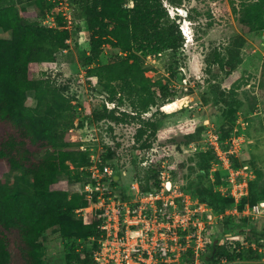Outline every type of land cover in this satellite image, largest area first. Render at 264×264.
Here are the masks:
<instances>
[{"label":"rangeland","instance_id":"1","mask_svg":"<svg viewBox=\"0 0 264 264\" xmlns=\"http://www.w3.org/2000/svg\"><path fill=\"white\" fill-rule=\"evenodd\" d=\"M164 2L172 16L180 13L170 0ZM15 4L30 22L40 23V17H48L61 29L69 25L64 12L71 15L69 47L57 53L54 63L38 65L34 77L52 79L72 100L78 122L73 131L76 141L83 139L97 153L112 152L110 159L123 184L136 174L144 180L150 173L148 166L159 168L165 162L182 192L207 202L216 215L236 205L230 193L233 168L243 171L248 183V194L239 208L264 200V30L255 22L257 13H264V0H183L181 7L192 17L185 19L182 14L181 24L189 40L183 32V47L167 50L155 60L146 58L147 76L157 83L158 92L165 86V94L142 115L133 111L126 95L106 91L86 64L92 43L82 0H15ZM128 4L131 6L132 0ZM11 36V31L0 28V37ZM122 58L119 49L105 39L102 61ZM174 99L185 103L168 112L167 103ZM26 103L37 104L34 90L28 91ZM104 103L121 116L127 111L136 117L111 120ZM92 126L98 132L95 141L89 139ZM139 135V142L152 145L147 153L155 158L152 165L151 161L148 166L136 161L134 144ZM220 149L228 151L229 166ZM45 155L43 151L41 156ZM80 171L71 168L61 174L69 198L75 193ZM2 181L22 190L32 189L34 182L33 175L23 169L4 172ZM74 215L82 217L80 212ZM209 229L205 264H264V212L255 217L214 220ZM231 234L244 235L248 244L241 251L218 248V242L228 245ZM41 242L43 264H69L73 249L59 226L49 227Z\"/></svg>","mask_w":264,"mask_h":264},{"label":"trees","instance_id":"2","mask_svg":"<svg viewBox=\"0 0 264 264\" xmlns=\"http://www.w3.org/2000/svg\"><path fill=\"white\" fill-rule=\"evenodd\" d=\"M82 1L92 43L86 64L106 91L126 95L133 111L142 115L158 105L160 96L165 94V86L158 92L157 83L147 76L146 58L184 46V16H172L164 0H132L131 6L129 0ZM170 2L178 8L183 0ZM188 17L191 13L185 19ZM255 22L258 29L264 30L263 12L257 13ZM0 28L12 32L11 37H0V264H43L41 236L51 226H59L68 240L73 249L69 264H74L82 260L77 239L100 236L102 214L90 206L83 193L75 191L69 198L61 174L76 168L81 170L76 182L84 179L87 171L81 167L91 163L90 150L80 149V143L70 134L78 125L72 100L52 79L34 77L38 65L54 63L57 53L69 47V29L30 22L15 0H0ZM105 39L124 58L103 62L101 47ZM30 90L35 91V106L26 103ZM103 109L114 121L136 117L127 111L121 116L106 103ZM140 138L139 135L135 139L134 153L138 148H152L151 143L139 142ZM43 151L47 155L41 156ZM111 154L107 152L106 157L111 158ZM147 168L150 173L144 180L136 173L134 178L144 189L149 188L150 179L158 181L160 173V168ZM11 169L31 173L32 189L5 184L2 176ZM80 207H85L82 217H75L74 212ZM227 246L218 242V248L224 251Z\"/></svg>","mask_w":264,"mask_h":264},{"label":"built area","instance_id":"3","mask_svg":"<svg viewBox=\"0 0 264 264\" xmlns=\"http://www.w3.org/2000/svg\"><path fill=\"white\" fill-rule=\"evenodd\" d=\"M64 15L69 22L65 27L69 28L73 22L71 15L66 12ZM39 20L43 25L54 26L48 17ZM156 57L150 54L147 59L155 60ZM91 131L89 139L97 140V128L92 126ZM72 139L77 140L74 132ZM76 142L80 143V149L90 150L91 163L81 167L86 169L87 175L75 183V191L83 193L90 206L101 212L102 221L100 236L77 239L82 260L74 264H205L209 227L214 220L255 217L264 212L263 200L253 204L247 202L243 209L239 208V203L248 194L246 175L239 169L230 168V193L236 201L235 207L214 215L207 202L182 192L172 168L165 162L159 167L158 181L150 179L149 188L144 189L134 178L123 184L112 160L106 157L107 151L97 153L83 139ZM219 148L216 143V149ZM220 151L223 162L229 166L228 151ZM147 153L149 150L146 149L135 150L141 165L148 166L149 161L151 165L154 163V156ZM84 209L80 207L77 212ZM261 240L264 242V238ZM227 242L237 251L248 244L242 234L229 235ZM253 246L257 248L255 244ZM258 249L263 250L261 246Z\"/></svg>","mask_w":264,"mask_h":264},{"label":"bare ground","instance_id":"4","mask_svg":"<svg viewBox=\"0 0 264 264\" xmlns=\"http://www.w3.org/2000/svg\"><path fill=\"white\" fill-rule=\"evenodd\" d=\"M178 9L181 12H185V8H183V7H178ZM182 101L183 100H181V99L169 100L167 103V111L168 112L175 111L177 108H179L181 106Z\"/></svg>","mask_w":264,"mask_h":264},{"label":"water","instance_id":"5","mask_svg":"<svg viewBox=\"0 0 264 264\" xmlns=\"http://www.w3.org/2000/svg\"><path fill=\"white\" fill-rule=\"evenodd\" d=\"M178 11L181 13V14H183L184 16H187V14H188V12H187V10L185 9V12H181L179 9H178ZM183 103H185V101H182V103H181V105H183ZM119 177L116 175V179H118Z\"/></svg>","mask_w":264,"mask_h":264},{"label":"clouds","instance_id":"6","mask_svg":"<svg viewBox=\"0 0 264 264\" xmlns=\"http://www.w3.org/2000/svg\"><path fill=\"white\" fill-rule=\"evenodd\" d=\"M185 35H186L187 38H189L187 33H186ZM188 40H189V39H188Z\"/></svg>","mask_w":264,"mask_h":264}]
</instances>
